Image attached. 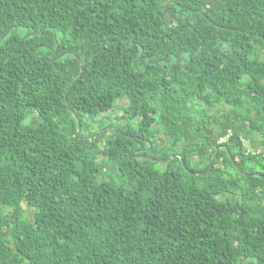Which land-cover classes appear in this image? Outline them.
Returning <instances> with one entry per match:
<instances>
[{"label":"trees","instance_id":"obj_1","mask_svg":"<svg viewBox=\"0 0 264 264\" xmlns=\"http://www.w3.org/2000/svg\"><path fill=\"white\" fill-rule=\"evenodd\" d=\"M0 264H264V0H0Z\"/></svg>","mask_w":264,"mask_h":264},{"label":"rangeland","instance_id":"obj_2","mask_svg":"<svg viewBox=\"0 0 264 264\" xmlns=\"http://www.w3.org/2000/svg\"><path fill=\"white\" fill-rule=\"evenodd\" d=\"M247 143V142H246Z\"/></svg>","mask_w":264,"mask_h":264}]
</instances>
